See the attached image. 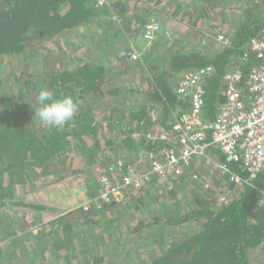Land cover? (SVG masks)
<instances>
[{
  "label": "trees",
  "instance_id": "trees-1",
  "mask_svg": "<svg viewBox=\"0 0 264 264\" xmlns=\"http://www.w3.org/2000/svg\"><path fill=\"white\" fill-rule=\"evenodd\" d=\"M96 3L97 0H0V68L6 66L3 64L5 59L16 61L22 68L14 77L16 82L10 83L5 90L4 81L0 79L2 239L10 238L13 230V227H6V217L2 212L7 204V191L12 192L18 186H27L41 179L58 178L55 179L58 182L59 178L70 174L83 173L75 163L69 165V159H75V156L70 157L69 148L74 145L76 153L83 154L93 150L92 153L99 152L105 130V123L104 127L100 124L101 113L111 130L119 123L125 124L126 120L136 121L138 128H142L150 117L153 118L155 109L150 111L145 104L149 103L158 105L162 109L159 116L165 112L169 122L172 111L181 109L186 112L190 107V102L176 93L174 79L213 66L215 72L204 81V118L213 121L226 100L224 74L237 67L248 76L252 67L258 64L250 49V41L259 37L264 28V1L250 3L241 14L230 45L213 50L211 46L210 49H199L194 43H190L191 47L171 44L168 48L163 44L162 51H167L166 55L157 59L150 53L139 63L130 61L132 52L128 50L127 42L116 40L115 35L118 33L121 37V31L109 35L107 32L114 13L122 18L127 14L126 5L116 3V0H111V3L117 7H97ZM155 20L158 19L152 21ZM139 22V27L144 26L148 22V13ZM101 27L103 30L99 35L96 28ZM76 36L83 38L79 47L73 44ZM48 44L56 45L58 51L45 56L39 49ZM79 48H84V51L76 64L71 60V54ZM137 68L148 70L150 76L143 77L148 82L147 91L140 92L132 86L123 90L122 85L117 86L124 81L125 75L136 72ZM39 69H42L41 73H37ZM42 89L51 91L57 98L71 96L77 103V114L63 129L50 128L35 118V110L39 107L37 96ZM122 144L129 153L123 158L126 165L134 164L133 159L137 155L157 152V146L144 138L136 141L129 135ZM220 159L225 161L222 156ZM233 169L239 168L234 166ZM187 170L178 187L170 190L171 206H166L154 190L148 189L140 192L126 189L123 199L114 200L117 203H100L98 213L104 218L102 228L106 230L104 232L101 228L99 234L102 238L105 233L108 239L115 238L124 228L128 234L118 237L125 246L122 252L119 251L125 259L136 254V244L155 246L146 264H251L253 253L260 251L264 256V173L251 184L236 188L223 185L219 177L209 172L204 161ZM195 175L198 179L194 178ZM209 178L216 184L204 188L201 182ZM90 193V196H97L92 191ZM225 194H230L227 201L217 205ZM14 200L12 198L11 202L14 206L27 208L33 214L31 219L35 213L37 219L52 225L50 234L57 237L55 244L63 245L62 256L67 263H72L69 255L77 247L73 243L75 239L82 243V249L88 245L85 237L80 238L77 232L73 233V227L79 224L77 219L84 220L83 224L87 223L84 234L91 233L92 223H96L92 221L94 212L82 210L77 215L55 219L56 215L50 213L44 202L43 205H35ZM130 203L137 210L133 216L119 213L122 205L132 207ZM112 217L114 220L109 219ZM187 225L193 228L192 231L173 228ZM155 228L161 231L156 233ZM56 230L62 234L54 233ZM68 233L72 234L69 243L66 242ZM79 234L84 235L82 232ZM126 242L130 246H126ZM110 248L103 251L92 249L95 250L92 254L83 251V264L116 261L118 250ZM61 252L56 254L58 258ZM138 255L143 256L141 253Z\"/></svg>",
  "mask_w": 264,
  "mask_h": 264
},
{
  "label": "rangeland",
  "instance_id": "rangeland-1",
  "mask_svg": "<svg viewBox=\"0 0 264 264\" xmlns=\"http://www.w3.org/2000/svg\"><path fill=\"white\" fill-rule=\"evenodd\" d=\"M256 1L262 2L264 0H116V3L123 2V5H126L127 14L122 18L114 13L115 16L113 15V22L107 26V32L108 35L119 31L122 32L121 37L118 33L115 35L116 40L119 43L122 41L127 42L126 44L129 47L128 50L132 52V54L135 53L140 56L139 60H133L131 56L130 61L132 63H139L144 57L153 52H156L155 57L157 59L161 58L162 55H166L167 51H162L163 44L167 45L165 48H168L171 44H180L185 47H191L193 45L190 43H194L199 46V49H210L209 46H211V49L216 50L220 46H223L217 42L219 35L221 34L232 37L235 26L241 19V14L246 10L250 3ZM223 3H225V5H223ZM112 6L117 7L115 4L111 5V7ZM146 13H148V22L157 18L158 20L155 21H157L161 27L166 28L163 30L162 28L160 29L157 39L154 42H149L145 37L146 25H141L139 27V20L141 21V18L145 16ZM102 27L96 28L99 35L102 33ZM164 30L170 33V39L166 32L164 33ZM158 38H160L159 41H157ZM82 39L79 36H76L73 40V44L79 47L83 42ZM156 42L160 44H157ZM118 47H121V44H118ZM40 48L39 51L41 50V54L45 56L58 51V47L54 44L43 45ZM83 51L84 48H79L75 53H70L73 63H79L78 61L79 58H82ZM3 64L6 66L0 68V70L3 69L0 73V79L4 81L3 87L5 90L11 85L10 83L14 84V82H16L14 77L22 71V68L14 60L9 62V59H5L3 60ZM113 64H116L114 60ZM41 72L42 69L37 70V73ZM138 73L141 76L139 79L137 78ZM147 76L150 75H148V70L146 68L144 70L137 68L136 72L132 71L125 75V77L122 78L124 81L122 83L120 82L117 86L122 85L124 88L123 90L131 88L132 86L140 92H145L148 89V82L147 80H144ZM178 80L179 79H174L175 85ZM122 96H125V94L122 93ZM159 111L160 109L156 108L152 113L159 116ZM102 115L103 114L101 113L100 124L104 127L105 123V130L102 132L103 146L100 148L99 152L92 153L94 152L93 150L92 152L86 151V153L83 154L80 152L76 153L77 149H75L74 145L69 148L70 157L75 156L74 161L69 159V162L72 163H69V165L75 163L80 171L85 170L83 171L84 173L70 174L68 177L59 178L58 182L55 180L58 178H54V180H52L53 178H50L48 181L41 179L39 181H34L33 183L30 182L27 186H18L16 190H13L12 192L10 190L7 191V204L2 208V212L6 217V227L8 229L13 227V230L10 238L7 240L0 238V264H69L62 256L64 255V250L62 248L63 245L55 244L56 241H54V239H57V237H52V233L50 234V231H52V225L46 224L37 219V214L35 213L33 216L34 218L31 219V215L33 214L30 213L27 208L14 206L11 202L12 198H15L14 201L16 203L24 202L29 204L30 202L35 205H43L44 202L46 203L45 205L50 208V213L56 215L55 219L67 215H77L79 211H82L84 206L83 201L88 197L87 191L89 190V195H91L90 191L97 194L99 189L98 178L100 176L108 175L109 169L114 167L120 159L124 158L122 153H127L122 146V141L127 139V136L130 135L129 121L126 120L125 124L119 123L113 130H111L108 127L106 119ZM150 115L152 114L150 113ZM166 115L165 112H162V116L160 115L159 119L161 118L162 121H164V119H167ZM165 123L169 124L168 120ZM92 144L93 142H91V145ZM134 159H136V157ZM92 163H94V165H92ZM106 167L109 169H105ZM52 184L54 187H51ZM88 186H90V188H88ZM155 194L157 195V192H155ZM166 194L167 196L161 199L164 200L165 205L172 201L170 192ZM228 195L230 196V194ZM64 202H66L68 206H63L62 203ZM223 203V201H219L217 205H222ZM130 205L132 206L130 208L122 205V210H120L119 213H127L129 216H133L137 210L134 205L131 203ZM169 205L171 206L172 203ZM99 207L100 204H95L88 211L94 212L92 221H96V223H92L94 224V228L92 227L91 233L84 234L86 227L84 225H87V223L83 224L84 220H76L79 224H75L73 227V233L77 232V234L81 236L80 238H82V236L85 237L88 245L82 249V243L79 239H75L76 242L73 240V243L76 244L77 247L69 255V260L72 262L71 264L84 263V256L82 255V253H84L83 251L92 254L93 251L98 249H101L100 251L111 249V246L114 247V249L117 248L118 251L116 254L119 258H116V261L110 264H146L154 246H148L146 243H143L144 245H141V243L136 244V254H130L131 257L128 259L122 258L119 251L122 252V249H125V246L119 242L118 235H121L122 237L123 235L128 234V232H125L126 230L122 228L118 231L115 238L108 239L105 237L106 233L104 234V238H102L99 233L104 225V218L102 219V216L98 213ZM168 213H171V210H169ZM79 217L81 216H78L77 218ZM113 218L114 217L109 219L114 220ZM10 219L13 220L9 221ZM173 228L179 231H181V229L192 231L193 229L189 225ZM102 231H104V228H102ZM160 231L161 229L155 230L156 233ZM56 232L57 230L54 233ZM79 232H82L84 235H80ZM97 232L98 234H96ZM104 232H106V230ZM57 233L62 234L60 230ZM71 239L72 234L68 233V239H66V242H71ZM126 243V246H130L129 242ZM92 249L95 250L91 251ZM59 251L63 252L59 253L60 256L58 258L56 254ZM140 253L143 256L138 255ZM251 257V264H262L264 262V256L260 251L253 253Z\"/></svg>",
  "mask_w": 264,
  "mask_h": 264
},
{
  "label": "built area",
  "instance_id": "built-area-1",
  "mask_svg": "<svg viewBox=\"0 0 264 264\" xmlns=\"http://www.w3.org/2000/svg\"><path fill=\"white\" fill-rule=\"evenodd\" d=\"M111 0H97V7H111ZM145 37L154 42L160 32V24L150 21L145 24ZM170 39V33H166ZM231 38L219 35L218 43L231 44ZM250 49L258 59L248 76L239 68L224 74L226 100L221 105L213 121L204 118L206 92L204 81L215 69L213 66L191 71L178 80L176 93L190 102L186 112L172 114V120L161 129H151L145 134L146 140L157 146V152L149 167H143L142 158L134 164L126 165L120 159L109 174L98 178L97 196L84 201L83 210L88 212L100 203H113L117 195L126 189L140 192L154 190L158 197L176 189L188 168L197 167L204 161L221 181L236 188L251 184L264 173V28L259 37L250 41ZM133 60L140 56L132 54ZM153 119L156 115H152ZM156 123V122H155ZM134 135V133H133ZM141 136V133L135 134ZM222 156L225 161L220 159ZM237 166L239 169H233ZM198 179V176H194ZM204 188L215 186L207 179ZM101 186V187H100ZM86 195V196H87ZM227 195L220 201H227ZM63 206L65 202L62 203Z\"/></svg>",
  "mask_w": 264,
  "mask_h": 264
},
{
  "label": "clouds",
  "instance_id": "clouds-1",
  "mask_svg": "<svg viewBox=\"0 0 264 264\" xmlns=\"http://www.w3.org/2000/svg\"><path fill=\"white\" fill-rule=\"evenodd\" d=\"M37 104L35 118L50 128L63 129L78 112V105L71 96L57 98L47 89L40 90Z\"/></svg>",
  "mask_w": 264,
  "mask_h": 264
},
{
  "label": "crops",
  "instance_id": "crops-1",
  "mask_svg": "<svg viewBox=\"0 0 264 264\" xmlns=\"http://www.w3.org/2000/svg\"><path fill=\"white\" fill-rule=\"evenodd\" d=\"M165 28V27H164ZM163 27H162V30L164 29ZM166 29V28H165ZM167 31H168V29H167ZM167 31H165L164 30V33L166 32L167 33ZM165 37V36H164ZM166 38V37H165ZM160 40V38H158V40L157 41H159ZM166 41H167V39H166ZM157 43V42H156ZM157 44H160V43H157ZM155 54H156V52H153L152 53V55H153V57L155 56ZM180 79V78H179ZM178 83V82H177ZM177 83H176V85H177ZM145 104H147L146 106L148 107V108H150L151 109V107H152V109H156V108H158L159 109V107H158V105H155V104H149V103H145ZM151 109V110H152ZM160 111H162L161 110V108H160ZM173 112L174 111H172V114H173ZM175 112L176 113H181V112H183V110H181V109H179V110H175ZM153 114V113H152ZM159 115V114H158ZM172 116V115H171ZM159 117L160 116H156V118L155 119H153V118H151L150 117V121L148 122V123H146L145 125H144V127H142V128H138V122H130L129 121V126H130V128H129V131H130V136H131V138L134 140V139H136V141H138L139 139H142V138H144V139H146V137H145V134H146V131H150L151 129H154V130H156V129H158V130H160L161 129V125L162 124H164L166 121H167V119H164V121H162V119L160 118L159 119ZM171 120V119H170ZM156 122V123H155ZM141 130V131H140ZM141 133L142 135L141 136H136L135 134H137V133ZM133 133H134V135H133ZM129 136V135H128ZM147 141V140H146ZM148 142V141H147ZM129 153H122V156L123 157H126L127 155H128ZM140 157L142 158V162H143V167L146 169V167L148 168L149 167V165H150V162H151V160L154 158V153L152 152V153H142L141 155H137L136 156V159H134V163H136L137 161H138V159H140ZM194 169H197V168H194ZM83 171H85V170H83ZM210 172V171H209ZM84 173V172H83ZM222 184L223 185H229V183L228 182H226V181H223L222 182ZM88 188H90L89 186H88ZM89 191V190H88ZM91 194V193H90ZM181 195V194H180ZM179 195V196H180ZM228 200H230V198L228 199ZM84 202V201H83ZM162 203H164V200H162ZM65 205L66 206H68V204L65 202ZM155 247V246H154ZM155 248H152V250H151V253H152V251L154 250Z\"/></svg>",
  "mask_w": 264,
  "mask_h": 264
},
{
  "label": "water",
  "instance_id": "water-1",
  "mask_svg": "<svg viewBox=\"0 0 264 264\" xmlns=\"http://www.w3.org/2000/svg\"><path fill=\"white\" fill-rule=\"evenodd\" d=\"M229 185H231V184L229 183ZM124 196H125V193L122 192V193L118 194L116 198L120 200V199H123ZM117 202H118V201H116V202H114V203H117Z\"/></svg>",
  "mask_w": 264,
  "mask_h": 264
},
{
  "label": "flooded vegetation",
  "instance_id": "flooded-vegetation-1",
  "mask_svg": "<svg viewBox=\"0 0 264 264\" xmlns=\"http://www.w3.org/2000/svg\"><path fill=\"white\" fill-rule=\"evenodd\" d=\"M125 192V191H124ZM106 204H109V203H106Z\"/></svg>",
  "mask_w": 264,
  "mask_h": 264
}]
</instances>
